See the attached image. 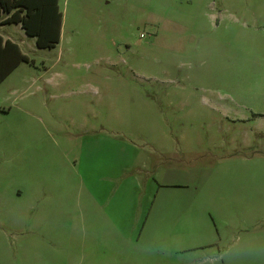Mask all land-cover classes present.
<instances>
[{"label": "rangeland", "instance_id": "1", "mask_svg": "<svg viewBox=\"0 0 264 264\" xmlns=\"http://www.w3.org/2000/svg\"><path fill=\"white\" fill-rule=\"evenodd\" d=\"M58 3L0 24V264H264V0Z\"/></svg>", "mask_w": 264, "mask_h": 264}, {"label": "trees", "instance_id": "2", "mask_svg": "<svg viewBox=\"0 0 264 264\" xmlns=\"http://www.w3.org/2000/svg\"><path fill=\"white\" fill-rule=\"evenodd\" d=\"M1 23H20L38 48H52L60 41L62 12L58 0H0ZM27 56L18 45L0 37V83Z\"/></svg>", "mask_w": 264, "mask_h": 264}, {"label": "crops", "instance_id": "3", "mask_svg": "<svg viewBox=\"0 0 264 264\" xmlns=\"http://www.w3.org/2000/svg\"><path fill=\"white\" fill-rule=\"evenodd\" d=\"M58 6H59V3H58ZM6 17L5 14H2L0 16V24L1 25H4V24H14L15 26L19 27L21 29V31H23L24 35L25 36H28L24 29L22 28L21 24L20 23H1V20L4 19ZM62 22H63V15H62V21H61V27H62ZM0 37L2 38L3 42L6 41V40H9L15 44H17L15 41H13L10 37H8V35H0ZM28 37H31V36H28ZM60 37H61V34H60ZM34 38V37H33ZM35 39V38H34ZM59 43V42H58ZM18 45V44H17ZM19 49H20V46L18 45ZM21 50V49H20ZM21 52L23 53V51L21 50ZM20 64V63H19ZM19 64L17 66H19ZM17 66L14 68L16 69ZM13 69V70H14ZM12 70V71H13ZM11 71V72H12ZM10 72V73H11ZM9 73V74H10ZM8 74V75H9ZM7 75V76H8ZM6 76V77H7ZM5 77V78H6ZM116 151V150H115ZM113 152L114 155L116 152ZM111 160L113 161L114 158H111ZM97 190H100V188L98 187V185H92L90 191H97ZM91 193V196H92V201H94L95 203H97L98 205H100L101 207L104 208L103 212L104 214L106 215L107 214V211H109V213L111 214V217H113L115 219L116 217V205L114 204L115 203V200L113 201V198H116V195L114 194L113 197L110 198L109 202L107 201L106 197L104 198H101L100 196L98 197L97 195L93 194V192H90ZM162 198L161 194L158 195V198L156 200V203L158 200H160ZM109 206V207H108ZM156 206V204H155ZM155 206H154V209H155ZM108 207V208H107ZM151 211L153 212V209H151ZM157 213V211H156ZM151 217V216H150ZM145 227V226H144ZM88 242V240H87ZM107 246H106V245ZM109 247V248H108ZM119 249V248H118ZM87 250H117V242L115 240V238L113 239V241L111 242H108V238L106 237L105 238V243L103 245H101V241L98 242V244L95 243V239L94 238H90V241H89V246L87 248ZM119 255H121V251L117 252ZM114 259H111V264L113 262Z\"/></svg>", "mask_w": 264, "mask_h": 264}]
</instances>
